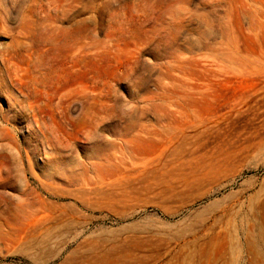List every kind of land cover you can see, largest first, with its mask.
<instances>
[{"label":"rangeland","instance_id":"rangeland-1","mask_svg":"<svg viewBox=\"0 0 264 264\" xmlns=\"http://www.w3.org/2000/svg\"><path fill=\"white\" fill-rule=\"evenodd\" d=\"M0 264H264V0H0Z\"/></svg>","mask_w":264,"mask_h":264}]
</instances>
